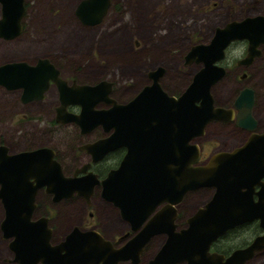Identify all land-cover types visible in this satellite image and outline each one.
Listing matches in <instances>:
<instances>
[{"label":"water","instance_id":"1","mask_svg":"<svg viewBox=\"0 0 264 264\" xmlns=\"http://www.w3.org/2000/svg\"><path fill=\"white\" fill-rule=\"evenodd\" d=\"M0 3L3 5L0 36L4 39L15 38L22 32L24 0H0ZM110 5L111 0H81L76 14L83 24L97 25L105 17ZM213 31L208 43L194 44L184 55L183 65L196 64L198 69L192 74L189 84L179 97L170 95L161 88L159 79L163 76L165 68L159 65L147 72L150 84L143 86L131 101L118 104L109 96L112 85L110 82L102 80L96 85L68 84V80L61 77L60 70L47 58L39 59L35 65L24 61L1 63L0 84L7 88L23 87L22 99L25 101L33 98L42 99L44 92L49 88L50 80L56 82L60 88L59 109L63 121H76L82 127V131L87 132L97 124H105L108 117L116 119L114 122L121 124L124 120L119 122L120 117L127 116L129 117L127 129L130 132L138 130L137 140L153 146L156 142V131L152 121L156 117L160 135L168 128V124L175 127L174 144L179 165L178 186L176 183L170 184L169 187L164 186L161 178L156 185H153L151 177L145 178L139 174L130 178L126 176L124 160L117 170L111 171L107 178L101 181L103 199L118 207L122 219L131 224L132 231H137L162 201H167L168 205L160 208L147 220L134 238L118 248H112L110 243L104 241L103 237L93 229L83 231L75 227L66 237L64 247L66 254L61 255L59 247L62 245H59L52 248V251L58 253H54L53 257L46 255L43 259L45 263L117 264L131 259L133 264H138V255L149 238L156 234L167 233L168 238L149 264L168 263L171 254L187 259L188 264H213L211 260L214 259V255H207L210 242L227 230L255 219L259 221V226L264 228V183L260 182L264 176V133L252 135L238 149L218 153L205 166H193L198 160L200 150L196 143H192L194 137L203 135L205 125L209 121L227 115L226 111L213 107L210 88L224 73L223 68L215 65V62L224 57L225 48L236 39L249 41L248 55L251 57L255 55L259 43L264 42V15H246L240 20L225 22L222 27L215 26ZM100 102L110 105L109 109L97 108ZM69 104L79 105L80 113L67 110ZM134 116L136 119L133 120ZM246 122L250 123V121ZM105 144V141L100 140L97 146L103 147ZM161 144L167 151L168 143L161 140ZM46 151L47 148H41L18 156L25 162L29 160L28 158H33L35 162L34 167L32 164L29 167L32 172L38 174L39 178L35 176L34 186L25 185L27 190L30 189L32 199L39 187L46 186L47 191L55 194V200L78 192L90 201L93 187L98 184L95 175L88 172L81 178L75 175L64 176L59 162L53 160L51 150H49L51 164L46 165V161L45 164L38 163L41 165L38 166L35 161L37 154L45 156ZM2 158L4 159V156L0 155V160ZM8 158L16 160L15 155ZM96 159L94 155V160ZM23 172L21 165L4 167L0 163V183H3L0 196L3 195L6 203H13L15 196L12 178L19 174L23 179ZM28 176L26 175V178ZM155 179L156 177H153V181H156ZM256 184L261 186L259 190H255ZM206 186L215 188L212 197L202 207H198L196 213L187 220L188 227L175 232L174 225L170 223L167 228L166 223L171 222L174 213L172 204L179 202L188 189ZM254 194L257 195L256 200L253 198ZM16 221V218L8 220L14 223L9 225L11 229L17 228ZM15 236V240L18 241L19 234ZM17 244L16 249L21 253V260L31 259L28 264L36 263L41 257L37 256L38 252L34 248L26 246V249H23L19 241ZM262 246H264V235H258L243 249L233 250L225 261H222V256L214 260L219 261V264H243ZM27 250L32 256H25ZM188 253H192L193 258L194 255H198L199 259L193 261L192 258H188ZM56 255L58 258H54ZM180 257H176L175 261ZM173 262L174 259L171 263Z\"/></svg>","mask_w":264,"mask_h":264},{"label":"flooded vegetation","instance_id":"2","mask_svg":"<svg viewBox=\"0 0 264 264\" xmlns=\"http://www.w3.org/2000/svg\"><path fill=\"white\" fill-rule=\"evenodd\" d=\"M28 1L24 0L25 12L21 19L22 32L17 37L11 39H4L0 36V40L12 41L26 34V31H28L26 23L29 20L27 14L30 7ZM80 1L77 6L80 4ZM76 9L74 10L75 18L82 23L80 17L76 14ZM2 14L3 5L0 3V21L3 18ZM242 17H235V19L240 20ZM248 45L249 41L245 39L232 41L225 48L224 57L215 62V65L223 68L224 73L210 88L214 102L213 107L226 111L227 115L209 121L205 125L203 135L194 137L192 143L194 142L198 145L200 152L198 160L193 166H205L218 153L238 149L252 135H263L264 133V42L259 43L256 54L252 57L248 55ZM41 58L49 59L60 70L58 64L46 53L38 54L30 60L21 58L19 60L7 61H24L30 65H35ZM7 61H3L2 63ZM147 72L145 73V77L148 83H144L143 86L151 83ZM165 73L166 69L163 76ZM60 74L61 77L68 80V84L74 85H96L97 82L102 80L110 82L112 85L109 96L118 104L131 101L143 88V86L140 87L133 92L132 96L122 101L115 97L114 92L117 84L112 80L98 79L95 82L88 83L75 77H65L61 73V70ZM163 76L159 79L161 88L175 97H179V94L189 84L179 93H172L166 91L162 86L161 79ZM23 92V87L7 88L3 84H0V155L4 156V159L2 158L0 163L4 167H19L21 165V169L24 170L23 179L20 178L19 174L12 178V182L15 185L13 203H6L3 195L0 196V241L4 244L3 249L8 253L7 256L3 257H1L0 253V262L4 260L7 262L6 264H28L31 259L27 261L21 260V253L20 251L17 252L16 247L19 241L23 249H26V246L34 248L38 252L37 256H41L34 264H47L43 260L46 258V255H52L51 257H53L54 253H58V251H52V248L62 245V247H59L61 248V255L66 254L64 248L67 240L66 237L75 227H79L83 231L93 229L103 237L104 241L109 242L112 248H118L128 240L134 238L137 232L141 231L147 220L160 210V208L168 205L167 201H162L149 215V218L143 222L142 226L137 231H132L131 224L127 220L122 219L118 207L114 203L103 199L101 195V181L107 178V175L111 171L117 170L124 160L126 163V176L130 178H133L132 175L138 176L137 174H139L141 177H151L152 179L150 180L153 185H156L161 178L164 186L169 187L173 183H176L178 186L179 165L177 162V151H175L176 145L174 144L175 127L168 124V128L160 135L157 129L158 118L156 117L152 121L156 131V142L153 146L137 140L138 130L130 132L127 129V120L129 119L127 116L120 117L119 122L124 120L121 124L114 122L116 119L108 117L106 118L107 120L105 119L106 121L104 120L105 124H97V126H93L89 131L85 132L82 131V127L76 121H63V116L59 109L61 106L60 88L53 80H50L49 88L44 92L42 99L33 98L30 101H25L22 99ZM52 93H55L56 100L50 105L51 113L46 116L51 121L52 129L56 130V132H52L48 137V121L45 116L46 111L45 113L43 111L45 110L43 104ZM41 107L43 110L40 109ZM96 107L108 110L110 105L100 102ZM66 109L76 114H79L81 111L80 106L77 104H69ZM134 119H136L135 116ZM246 121H250V123ZM217 132L224 134V136H220L222 138L232 137L233 144L228 147L217 148L209 146L207 149L205 147V141L216 137ZM100 140L105 141L107 145L105 144L103 147L97 146ZM161 140L168 143L166 147L167 151L164 150L165 146L161 144ZM41 148H47V151L45 156L37 154V160H35L37 161V165L38 163L45 164L46 161V165L51 164L49 157V150H51L53 160L59 162L64 176L75 175L81 178L88 172H92L95 175L98 184L93 187V194L90 201L78 192L72 196H65L55 200V194L47 191L46 186L39 187L35 192V197L32 199L31 191L30 189L27 190L25 185L29 184L31 187L36 184L38 174L32 172L29 167L31 164L34 167L35 162L33 158L30 159L28 157L29 160L25 162L24 159L22 160L18 156L24 152H33ZM93 154L97 158L96 160H94ZM12 155H15L16 160H10L8 158ZM30 160L33 162H28ZM26 175H29L28 178H26ZM153 177H156V181H153ZM260 182L264 183V176L260 179ZM2 185L3 183H0V190L2 189ZM254 187L255 190H259L261 186L256 184ZM146 190L149 189L146 188ZM214 190V187L206 186L188 189L184 192L182 199L172 204L174 213L172 214L171 222L166 223L167 228H169L170 223L174 225L173 230L175 232L187 228V220L196 213L198 207H202L212 197L211 195ZM199 191L206 192L200 195L201 201L199 203H194L190 200V196L196 192L200 194ZM253 198L256 200L257 195L254 194ZM101 207L105 210L107 207L110 208L116 219L120 220L123 224L122 230H120L118 221V228L114 229L110 235H106L107 233L102 225L99 224L97 218ZM10 218L17 219V228L11 229L9 227V225L14 224L8 222ZM249 225H253L250 237L244 239L242 244L234 245L232 243L234 241L232 234L238 230H244ZM15 234H19L18 241L15 240ZM258 235H264V228L259 226L257 219L243 223V225L235 226L210 242L207 255H214V259L222 256V261H225L231 256L233 250L243 249ZM167 238V233L151 236L138 255V264H149L150 260L162 248V244ZM154 242L160 244L149 254ZM187 255L188 258H192L195 262L199 259L198 255H194L195 258L192 257V253H188ZM25 256H32V254L27 250ZM169 257L168 263L165 264H188V260L182 259L179 255L171 254ZM176 257H180V259L175 261ZM54 258H58V255L54 256ZM257 258H264V246L256 250L254 256L246 259L243 264H251ZM173 259L174 262L171 263ZM214 259L211 260V263L219 264V261ZM99 264H102V262ZM117 264H133V262L129 259L118 262Z\"/></svg>","mask_w":264,"mask_h":264},{"label":"rangeland","instance_id":"3","mask_svg":"<svg viewBox=\"0 0 264 264\" xmlns=\"http://www.w3.org/2000/svg\"><path fill=\"white\" fill-rule=\"evenodd\" d=\"M79 1L29 0L28 31L16 40H0V63L30 60L46 53L65 77L88 83L98 79L116 82L114 94L122 101L148 83L145 73L159 65L166 69L161 79L164 89L179 93L198 69L196 64L183 65V57L192 45L208 43L214 27H222L227 20L264 14V0H112L103 21L90 27L75 18ZM55 100V93L50 94L43 104L45 110L40 108L46 111L45 116L51 113L50 105ZM47 116L49 137L56 130ZM215 136L205 141L207 149L233 144V138H222L221 132ZM205 192H196L190 200L199 203L200 195ZM100 209L97 218L106 235L118 228V224L122 230L123 224L109 207ZM252 227L234 232L232 243L242 244L250 237ZM159 244L154 242L149 254ZM3 248L0 241L1 257L8 254ZM251 264H264V258H257Z\"/></svg>","mask_w":264,"mask_h":264},{"label":"trees","instance_id":"4","mask_svg":"<svg viewBox=\"0 0 264 264\" xmlns=\"http://www.w3.org/2000/svg\"><path fill=\"white\" fill-rule=\"evenodd\" d=\"M114 59V58H113Z\"/></svg>","mask_w":264,"mask_h":264}]
</instances>
